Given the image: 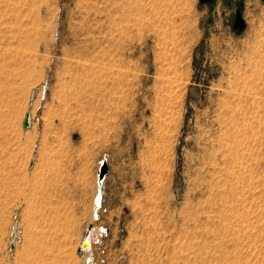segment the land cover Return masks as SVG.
Here are the masks:
<instances>
[{
    "label": "rangeland",
    "instance_id": "obj_1",
    "mask_svg": "<svg viewBox=\"0 0 264 264\" xmlns=\"http://www.w3.org/2000/svg\"><path fill=\"white\" fill-rule=\"evenodd\" d=\"M102 159L94 264H264V0H0V264H84Z\"/></svg>",
    "mask_w": 264,
    "mask_h": 264
},
{
    "label": "water",
    "instance_id": "obj_2",
    "mask_svg": "<svg viewBox=\"0 0 264 264\" xmlns=\"http://www.w3.org/2000/svg\"><path fill=\"white\" fill-rule=\"evenodd\" d=\"M200 1H205V2H208L210 0H200ZM233 27L236 28L237 30H240L242 29L243 27V20L241 19V16H240V13L239 11L237 10L236 13H235V16H234V20H233ZM29 124V121H28V113L25 112L24 116H23V119H22V127L23 128H26ZM74 138V137H72ZM34 154V153H33ZM97 175H96V179H97V182L98 184L101 186L102 184V181L104 179V175L107 171V168H106V164H105V160L102 159L99 163V169L97 170ZM98 193H96L93 197V202L96 200V197H97ZM96 205V204H95ZM97 206V205H96ZM99 207V206H98ZM91 228V223L88 222L85 227H84V230H83V234H82V237H81V240L79 242V245L77 246L76 248V252L79 253V252H83V251H87L88 248H89V238L87 237L88 235V232ZM14 225H12V229H11V232H10V237L13 238L14 237ZM84 264H94L92 261H91V258L87 257L85 258V261H84Z\"/></svg>",
    "mask_w": 264,
    "mask_h": 264
},
{
    "label": "bare ground",
    "instance_id": "obj_3",
    "mask_svg": "<svg viewBox=\"0 0 264 264\" xmlns=\"http://www.w3.org/2000/svg\"><path fill=\"white\" fill-rule=\"evenodd\" d=\"M241 16V15H240ZM241 19H242V17H241ZM244 24V23H243ZM27 113H28V121H30L31 119V115H30V113L27 111ZM104 182V181H103ZM103 191V190H102ZM96 193H98V195H97V197H96V200L94 201V202H92V209H91V215H90V221L91 220H95V219H97L98 217H97V211H98V206L100 205V202H101V194H103L102 192H101V186L98 184V182L96 181V183H95V191H94V195L96 194ZM94 195H93V197H94ZM102 203V202H101ZM97 206H96V205ZM91 223V222H90ZM93 223V222H92ZM15 225V224H14ZM11 229H12V227H11ZM13 232H14V230H13ZM101 232L103 233H105V231H104V229L102 228V227H98V226H95L94 225V223L91 225V228H90V230H89V232H88V235H87V237L89 238V240H90V242H89V248H88V250L87 251H83V254H84V257L85 258H91V243H94L95 242V240L97 239V237H98V235L99 234H101ZM17 233V232H16ZM13 240V238H11L10 237V241H12ZM92 259H93V257L91 258V261H92ZM85 261V260H84ZM93 262V261H92ZM94 263V262H93Z\"/></svg>",
    "mask_w": 264,
    "mask_h": 264
},
{
    "label": "flooded vegetation",
    "instance_id": "obj_4",
    "mask_svg": "<svg viewBox=\"0 0 264 264\" xmlns=\"http://www.w3.org/2000/svg\"><path fill=\"white\" fill-rule=\"evenodd\" d=\"M237 10H238L239 13H240V9H239V8H235V9H234V13H233V16H232V22H233V20H234V16H235V13H236Z\"/></svg>",
    "mask_w": 264,
    "mask_h": 264
},
{
    "label": "crops",
    "instance_id": "obj_5",
    "mask_svg": "<svg viewBox=\"0 0 264 264\" xmlns=\"http://www.w3.org/2000/svg\"><path fill=\"white\" fill-rule=\"evenodd\" d=\"M90 215H91V210L90 211H88V217H89V221L88 222H90ZM81 240V239H80ZM79 245V244H78ZM83 253V252H82ZM84 256V255H83ZM84 260H85V257H84Z\"/></svg>",
    "mask_w": 264,
    "mask_h": 264
}]
</instances>
